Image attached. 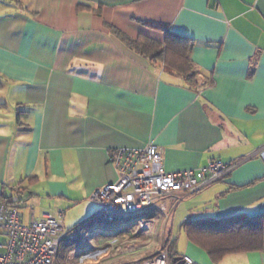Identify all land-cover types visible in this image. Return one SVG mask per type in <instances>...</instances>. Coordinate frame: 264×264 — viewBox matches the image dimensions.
I'll list each match as a JSON object with an SVG mask.
<instances>
[{
	"label": "crops",
	"instance_id": "obj_1",
	"mask_svg": "<svg viewBox=\"0 0 264 264\" xmlns=\"http://www.w3.org/2000/svg\"><path fill=\"white\" fill-rule=\"evenodd\" d=\"M169 34L188 44L193 78L131 44L164 47ZM149 144L169 172L235 164L194 193L164 196L169 218L152 234L99 217L92 198L118 181V151ZM1 194L25 223L63 213L73 229L96 217L82 240L115 227L92 245L119 236L114 250L87 264H134L166 239L198 264H264L257 251L214 263L181 228L264 212V0H0Z\"/></svg>",
	"mask_w": 264,
	"mask_h": 264
},
{
	"label": "built area",
	"instance_id": "obj_2",
	"mask_svg": "<svg viewBox=\"0 0 264 264\" xmlns=\"http://www.w3.org/2000/svg\"><path fill=\"white\" fill-rule=\"evenodd\" d=\"M119 178L93 193L92 198L102 203L98 216L109 219L130 220L120 228L137 225L138 231L153 229L162 219L169 218L164 196L182 192L194 193L203 185L226 177L234 168L233 162L213 159L199 169L169 172L164 165L163 150L149 144L139 150H120L115 154ZM115 231V227L94 226L81 243L62 253L68 239L76 236V229H67L63 213L45 214L40 219L25 223L18 206L7 204L0 198V264H87L97 261L114 250L119 243L114 238L107 246H92L91 236L97 231ZM170 249L163 243L156 252L134 264H172ZM181 264H198L189 256H181Z\"/></svg>",
	"mask_w": 264,
	"mask_h": 264
},
{
	"label": "trees",
	"instance_id": "obj_3",
	"mask_svg": "<svg viewBox=\"0 0 264 264\" xmlns=\"http://www.w3.org/2000/svg\"><path fill=\"white\" fill-rule=\"evenodd\" d=\"M131 44L139 51H146L154 57L163 59L167 64L171 63L173 68L180 71L186 78L194 77L189 64L188 44L182 43L177 36L169 34L164 47L161 43L149 38L132 40ZM0 198L7 204L17 206L15 201L4 194H1ZM95 219L97 218H92L74 228L77 234L66 241L63 248L64 257L68 250L81 243L83 231L91 227ZM181 228L188 240L203 249L214 263H219L230 254L256 251L264 254V212L253 216L238 212L220 219L196 218L185 221ZM116 235H113V238ZM117 238L119 240L121 237L117 236ZM164 243L170 249L171 263L177 264L182 255L176 251V241L166 239Z\"/></svg>",
	"mask_w": 264,
	"mask_h": 264
},
{
	"label": "rangeland",
	"instance_id": "obj_4",
	"mask_svg": "<svg viewBox=\"0 0 264 264\" xmlns=\"http://www.w3.org/2000/svg\"><path fill=\"white\" fill-rule=\"evenodd\" d=\"M71 214L73 215L74 213H69V215H68V217H67V225H71L72 223H71ZM81 214V213H80ZM56 216V215H55ZM82 216V215H81ZM66 219V218H65ZM121 223H123V222H121ZM110 232H113V231H110ZM109 232V233H110ZM105 233V231L104 230H100V231H97L96 233H94L92 236H91V238H90V243L91 244H93L94 243V240L96 239V238H98L100 235H102V234H104ZM0 240H6V238L5 237H2V236H0ZM97 245V244H96ZM176 250H177V247H176Z\"/></svg>",
	"mask_w": 264,
	"mask_h": 264
},
{
	"label": "water",
	"instance_id": "obj_5",
	"mask_svg": "<svg viewBox=\"0 0 264 264\" xmlns=\"http://www.w3.org/2000/svg\"><path fill=\"white\" fill-rule=\"evenodd\" d=\"M177 264H181L180 262H178Z\"/></svg>",
	"mask_w": 264,
	"mask_h": 264
}]
</instances>
